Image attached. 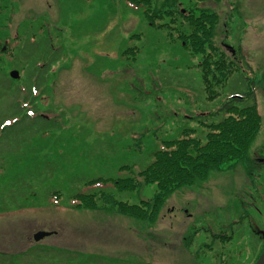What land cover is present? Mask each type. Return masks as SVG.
I'll return each instance as SVG.
<instances>
[{
	"label": "rangeland",
	"instance_id": "rangeland-1",
	"mask_svg": "<svg viewBox=\"0 0 264 264\" xmlns=\"http://www.w3.org/2000/svg\"><path fill=\"white\" fill-rule=\"evenodd\" d=\"M6 1L0 264H213L201 247L199 218L223 219L227 205L237 207L249 191L259 193L264 228V0L215 2L218 34L222 27L224 43L241 50L255 81L260 128L248 153L171 192L155 220L123 214L112 199L145 204L156 182L120 189L112 179L143 169L182 128L203 138L212 118L203 113L245 87L239 75L206 99L199 54L147 24L142 8L128 0ZM80 192L95 193V205L75 206L72 194ZM171 204L176 208L168 213ZM240 221L243 228L245 217ZM37 228L55 232L33 240ZM236 232L243 245L233 244L227 259L251 264L260 234L244 233L240 224Z\"/></svg>",
	"mask_w": 264,
	"mask_h": 264
},
{
	"label": "trees",
	"instance_id": "trees-1",
	"mask_svg": "<svg viewBox=\"0 0 264 264\" xmlns=\"http://www.w3.org/2000/svg\"><path fill=\"white\" fill-rule=\"evenodd\" d=\"M216 1L218 0H128L142 8L147 24L153 28L167 29L170 40H178L182 47L199 54L200 80L206 99L218 96L234 73L239 75L245 87L242 85L241 91L231 93L217 107L203 113L205 117H212L204 124L206 130L203 138L191 135L192 129L182 128L179 136L165 139L162 141V148L153 150L152 161L145 164L143 169L132 176L112 179L120 189H134L140 180L144 183L154 181L157 185V191L145 204L134 205L112 199L123 214L148 220L157 219L165 198L181 185L189 186L206 179L210 170L219 169L223 163L244 159L260 128L252 70L239 48L230 43V46L225 47L221 37L225 30L222 27L218 34ZM3 3L4 0H0V9ZM6 38L7 36L0 42V65L4 68L1 57L6 58L8 54L2 46ZM41 65L38 62L36 64L39 67ZM31 86L34 88V85ZM120 167L129 171L132 169V165L121 164ZM72 196L76 199L75 206L95 205L93 192L74 193ZM263 243L254 256L262 250ZM222 264H231V261L226 258Z\"/></svg>",
	"mask_w": 264,
	"mask_h": 264
},
{
	"label": "flooded vegetation",
	"instance_id": "flooded-vegetation-1",
	"mask_svg": "<svg viewBox=\"0 0 264 264\" xmlns=\"http://www.w3.org/2000/svg\"><path fill=\"white\" fill-rule=\"evenodd\" d=\"M249 171H250L249 177H251L252 170ZM250 182L252 181L250 180ZM259 197L260 196L257 191L256 193L249 191L247 197H245L237 207L227 205L226 217H224L221 220H218L217 222L211 220L210 218L209 219H204L202 217L199 218L200 220H203L200 223V225L203 226L202 227L203 238L201 241V247H203V250L210 251L209 254L211 258H213V264L224 263V260L228 258L229 255L231 254V249H234L233 251H235L238 247V246H233V244L238 245V243L242 241L241 245H243V240L241 239L237 240V232H236L237 224L241 225V230L243 229L244 233L250 230L254 234H257L258 236L260 234L259 240L261 244L264 242V228L263 227L261 228L262 224L259 218L260 211H258V213L256 211V208L258 206L257 204H260L259 202L261 201ZM175 208L176 206L173 204L165 207L168 213L171 212L173 213ZM182 209L184 213H186V208L184 206H182ZM164 214L163 213L161 214L162 217ZM243 217H245V221H244V226L242 228V223L240 220ZM205 220H209V221H205ZM260 246L262 247V245ZM260 246L258 247V250L261 248ZM239 251L240 250H238L236 253L238 254ZM214 258L218 260H214Z\"/></svg>",
	"mask_w": 264,
	"mask_h": 264
},
{
	"label": "water",
	"instance_id": "water-1",
	"mask_svg": "<svg viewBox=\"0 0 264 264\" xmlns=\"http://www.w3.org/2000/svg\"><path fill=\"white\" fill-rule=\"evenodd\" d=\"M9 75L13 78H15L17 76V71L11 70ZM50 230H43V229H36V231H34L32 237L34 240L39 239L41 237H43L44 235H47V233H50ZM252 264H264V246L263 249L258 253L257 257L252 261Z\"/></svg>",
	"mask_w": 264,
	"mask_h": 264
}]
</instances>
